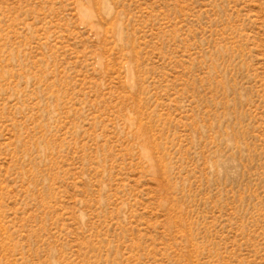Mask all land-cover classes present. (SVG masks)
<instances>
[{"label":"rangeland","instance_id":"374dc122","mask_svg":"<svg viewBox=\"0 0 264 264\" xmlns=\"http://www.w3.org/2000/svg\"><path fill=\"white\" fill-rule=\"evenodd\" d=\"M0 264H264V0H0Z\"/></svg>","mask_w":264,"mask_h":264}]
</instances>
